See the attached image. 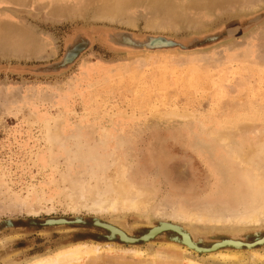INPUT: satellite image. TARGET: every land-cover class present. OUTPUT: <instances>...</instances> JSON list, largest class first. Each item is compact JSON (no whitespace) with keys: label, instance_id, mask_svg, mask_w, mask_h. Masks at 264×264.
Masks as SVG:
<instances>
[{"label":"rangeland","instance_id":"obj_1","mask_svg":"<svg viewBox=\"0 0 264 264\" xmlns=\"http://www.w3.org/2000/svg\"><path fill=\"white\" fill-rule=\"evenodd\" d=\"M152 38L174 45L146 46ZM230 132L226 155L264 141V0H0V264L75 242L141 248L168 264L175 232L141 237L160 220L175 226V205L207 207L221 178L202 134ZM123 164L154 191L149 213L71 208L78 179L90 188ZM160 204L166 216L155 215ZM57 218L72 223H47ZM95 220L118 221L136 242L109 239ZM177 222L207 247L238 229L248 243L264 236V224ZM101 254L90 263L144 261Z\"/></svg>","mask_w":264,"mask_h":264},{"label":"bare ground","instance_id":"obj_2","mask_svg":"<svg viewBox=\"0 0 264 264\" xmlns=\"http://www.w3.org/2000/svg\"><path fill=\"white\" fill-rule=\"evenodd\" d=\"M22 45L33 51L35 50L34 43L23 40ZM50 51L44 49L43 53L49 56V54L51 55ZM202 135L204 152L210 159L212 166L219 171L221 178L218 187H216V195L210 198L207 207L202 209L200 207L188 209L181 204L173 206L167 215L180 226L176 227L177 224L170 226L166 219L160 220L157 224L149 223L151 227L143 238L148 241L164 231L175 232L176 235L171 237L172 242L169 244L170 252L167 253L168 264H204L196 258V254L200 253L219 262L234 263L235 261H243L247 264H264V251L251 248V244H248L246 249L243 248L242 245L245 241L237 238L243 230L238 229L236 236L225 241H217L212 248H207V246L199 243L203 239L198 238L191 230L192 228L189 229V227L177 222L178 220L186 221L191 225L195 223L215 224L219 227L220 225L227 226L229 229L230 227L241 228L264 224V141H257L254 144H249L250 146L246 145L247 147L244 146V148L242 147L240 150L226 155L222 150L230 146L232 142H236L235 134L230 132L219 136L216 134ZM222 146H224V149H222ZM105 171L99 177H90L95 179V184L90 188L87 187L86 180L83 177V179L76 181L78 185L76 189L72 186L69 187L71 193L69 191L67 193H69V200L70 196L72 197L70 206L74 211H79L83 206H86L93 211L103 213L120 214L134 211L139 214H147L150 212L154 203V191L146 183L132 179L129 176L130 168L126 164L113 170L111 174ZM163 210H166V207L164 204H160L155 209V215L166 216V214L162 215ZM97 222L100 226L107 228L109 239L120 238L123 242L131 244L136 242L131 232L117 224L118 221L114 222L115 224L106 223L105 221ZM135 223L137 224V222ZM219 229L221 230V228ZM71 244L60 247L46 256H36L20 264H91L90 262L101 256V253L114 254V252L119 251L143 258L144 261L133 260L134 264H157V257L161 256L159 253L149 252L141 248L122 249L121 246L111 243L105 246L76 242ZM223 246L232 247V250L221 251L220 248ZM243 252H250V255L247 256ZM124 257L127 256L124 255L123 261L117 262L114 259L115 257L111 256L109 263L130 264L124 262Z\"/></svg>","mask_w":264,"mask_h":264},{"label":"water","instance_id":"obj_3","mask_svg":"<svg viewBox=\"0 0 264 264\" xmlns=\"http://www.w3.org/2000/svg\"><path fill=\"white\" fill-rule=\"evenodd\" d=\"M170 45H174L173 42L171 41H166L164 39H161V38H156V39H151L149 41V43H146V46H170ZM62 220V221H61ZM61 221V222H59ZM47 223L48 224H68V223H72V221L66 219V218H57V219H48L47 220ZM144 235L141 237L142 240H144ZM135 240H137V238H135ZM226 239L222 240V241H225ZM145 241V240H144ZM202 242V241H201ZM217 243V242H216ZM215 243V244H216ZM264 243V236L262 238H259L257 239L255 242L253 243H248V242H245L243 243L242 246H246L248 247V244H251V248H253L256 244H263ZM215 244H213L211 247H207V248H212Z\"/></svg>","mask_w":264,"mask_h":264}]
</instances>
